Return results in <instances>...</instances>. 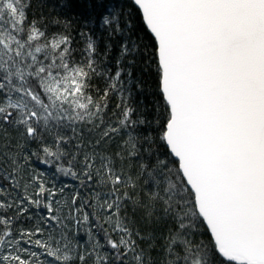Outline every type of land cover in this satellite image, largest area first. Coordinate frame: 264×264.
Wrapping results in <instances>:
<instances>
[{"label": "snow or ice", "instance_id": "6c2138e0", "mask_svg": "<svg viewBox=\"0 0 264 264\" xmlns=\"http://www.w3.org/2000/svg\"><path fill=\"white\" fill-rule=\"evenodd\" d=\"M74 2L0 0V264H264V0Z\"/></svg>", "mask_w": 264, "mask_h": 264}, {"label": "trees", "instance_id": "16d2710c", "mask_svg": "<svg viewBox=\"0 0 264 264\" xmlns=\"http://www.w3.org/2000/svg\"><path fill=\"white\" fill-rule=\"evenodd\" d=\"M34 7H35V5H34ZM48 11L49 10L47 8H45V14H48ZM57 11H59V10H57ZM82 11H84L83 4L80 3V0H75L74 7L71 10V15H75V14L82 12ZM52 14L55 15L56 13H52ZM61 14H63V13H61ZM41 167H43V166H41Z\"/></svg>", "mask_w": 264, "mask_h": 264}]
</instances>
